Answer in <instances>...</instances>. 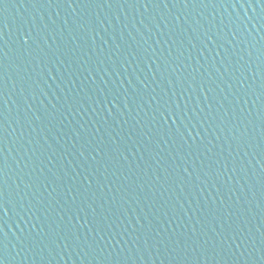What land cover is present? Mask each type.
Instances as JSON below:
<instances>
[{"label":"water","instance_id":"water-1","mask_svg":"<svg viewBox=\"0 0 264 264\" xmlns=\"http://www.w3.org/2000/svg\"><path fill=\"white\" fill-rule=\"evenodd\" d=\"M0 34L4 264H264V0H0Z\"/></svg>","mask_w":264,"mask_h":264},{"label":"snow or ice","instance_id":"snow-or-ice-1","mask_svg":"<svg viewBox=\"0 0 264 264\" xmlns=\"http://www.w3.org/2000/svg\"><path fill=\"white\" fill-rule=\"evenodd\" d=\"M0 39H2V34H0ZM28 43L29 41L25 39L24 44H28ZM2 52H3V45L0 44V53ZM3 68H4L3 55H0V98L3 97V89L6 87V80L4 79ZM0 115H2V113H0ZM165 119H167V117H165ZM0 143H2V136H0ZM4 169H5V158L2 154V149H0V209H3L5 211L4 201H3V197H4L3 187H4V183L6 182L4 179ZM0 251H2V249H0ZM0 264H4V259L2 255H0Z\"/></svg>","mask_w":264,"mask_h":264}]
</instances>
